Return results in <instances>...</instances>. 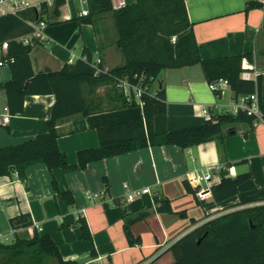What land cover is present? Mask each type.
<instances>
[{
    "label": "crops",
    "instance_id": "crops-1",
    "mask_svg": "<svg viewBox=\"0 0 264 264\" xmlns=\"http://www.w3.org/2000/svg\"><path fill=\"white\" fill-rule=\"evenodd\" d=\"M27 1L31 7L44 2L52 7L55 2ZM135 1L112 0V3L119 10ZM185 1L201 57L252 54L253 61L245 58L243 68L262 76L264 101V9L246 11L247 3L255 0ZM87 8L82 0H65L58 17H45L49 24L44 29L46 38L31 52L35 73L58 71L70 59L88 55L93 62L100 60L105 70L123 64L113 13L96 15L91 23H84L82 11ZM10 79V68L0 67V86ZM162 86L166 90L169 131L201 126L207 120L204 109L211 116H219L236 98L231 90L216 96L200 65L163 71L154 84L155 88ZM54 103V95L29 96L23 112L10 114L9 121L4 122L6 98L0 91V147L17 145L46 133ZM140 118L142 108L133 107L64 119L58 125L59 149L70 163H76L78 151L99 146V127ZM228 127L235 128L236 134L225 138L224 152L214 139L188 149L174 145L149 147L91 163L85 170L71 173L50 171L37 163L28 168L26 182L15 176L0 177V241L12 243L16 236L31 238L37 232L50 236L65 260L80 264H172L175 258L169 247L213 219L214 211L246 201L252 203L245 206L264 204V124L238 122ZM206 171L212 177L209 182H202V187L210 189L225 177L236 178L244 173H251L252 177L239 187L234 198L204 208L187 186L196 192L198 186H193L189 177ZM53 178L61 190L73 193L74 206L66 205L56 194ZM143 188H149L151 193L126 201L129 191ZM101 193L105 195L88 199V194ZM155 197L169 199L174 212L186 211L189 218L159 213ZM211 200L209 197L206 202ZM78 212H83L92 241L81 237ZM21 214H29L33 225L14 231L10 219ZM190 218L198 223L193 225ZM127 224L138 241L134 245L127 238Z\"/></svg>",
    "mask_w": 264,
    "mask_h": 264
},
{
    "label": "trees",
    "instance_id": "trees-1",
    "mask_svg": "<svg viewBox=\"0 0 264 264\" xmlns=\"http://www.w3.org/2000/svg\"><path fill=\"white\" fill-rule=\"evenodd\" d=\"M64 4L65 0H55L53 6L49 7L44 2L39 14L35 8H30L17 14L0 16V43L9 42L8 55L15 60L9 67L11 79L0 86L10 114L22 113L29 96H55L46 133L17 145L0 147V177L16 175L26 182L28 168L37 163L44 164L50 171L59 169L63 173H71L85 170L91 163L149 147L174 145L188 149L214 139L219 141L220 150L224 152L225 138L236 134L235 128L228 126L238 122L253 124V119L244 113H223L211 116L201 126L169 131L165 87H154L160 74L167 69L200 65L208 83L226 79L235 97L257 93L264 118L262 76L258 75L256 80L241 77L243 60L246 58L252 62V54L203 59L185 0H136L134 4L119 10L114 9L112 0H88L89 15L83 19L84 23H91L96 15L113 13L118 32L117 46L123 64L105 70L101 65L95 67L88 55V61L79 58L58 71L35 73L31 52L38 43L37 39H33L30 45H24L17 39L33 33L30 22H35L38 15L58 17ZM256 7L263 8L256 0L248 2L246 11ZM125 77L148 90L142 97L143 118L99 127V146L78 151L76 163H70L58 146L59 122L74 116L87 117L106 110L138 106L128 103L117 87L118 80ZM101 88L109 90L107 99L97 93ZM251 177V173L240 174L236 178L225 177L211 187V202L198 199L197 202L204 208L225 203L237 196L239 187ZM52 186L66 205H75L73 193L61 190L55 178ZM187 188L196 196L192 187ZM251 203L239 202L233 206ZM155 204L159 213L189 218L186 211L174 212L169 199L155 197ZM190 222L193 225L198 223L194 218H190ZM78 224L81 237L92 241L85 218L81 217ZM32 225L29 214L10 219L14 231ZM129 226L126 225V235L129 243L134 245L138 241L133 238ZM168 251L175 258L172 264H264V204L210 219L174 242ZM93 256H96V252H93ZM0 264L80 263L65 260L50 236L35 232L31 238L16 236L12 243L0 241Z\"/></svg>",
    "mask_w": 264,
    "mask_h": 264
},
{
    "label": "built area",
    "instance_id": "built-area-1",
    "mask_svg": "<svg viewBox=\"0 0 264 264\" xmlns=\"http://www.w3.org/2000/svg\"><path fill=\"white\" fill-rule=\"evenodd\" d=\"M85 4H87L88 0H82ZM260 3L264 9V0H256ZM6 5V6H5ZM51 6V4H48ZM35 8L38 14L42 12L41 5H37L35 7H31L28 4L27 0H0V16L2 14H17L26 9ZM83 16L89 15L88 9L82 11ZM47 20L44 15H38L37 20L32 23L33 33L21 38H18L17 41L22 42L24 45L33 44V39H37L38 42H42L45 40L46 36L44 34V29L47 27ZM175 39L173 38V41ZM9 51V42L0 43V67H10L12 63H14V58L8 55ZM84 61H88L86 57L80 58ZM77 60V59H76ZM75 59H70L68 61L69 64L74 63ZM95 67L101 65V61L98 60L96 62H92ZM258 72H250L244 68L241 77L244 80H256L258 77ZM118 89L124 94L128 103H136L139 107L144 105V101L142 99L143 95L147 93V88L143 87L141 84L132 83L127 77L121 78L117 82ZM209 88L211 91L218 97L222 96L225 92L230 91L229 82L226 79H219L212 83H209ZM154 94V93H153ZM225 113L231 115H237L238 113H244L248 117L253 119V125L258 126L259 124H264V118L260 109V100L258 94L251 95H241L236 97L235 100L231 103V105L225 108ZM204 117L208 120L211 118V114L208 109L203 110ZM3 121L8 122L10 119V112L7 106L4 107L3 113ZM15 177H17L15 175ZM211 173L206 171L201 174H194L189 177V181L193 186H198L196 190V198L199 201H207L209 197H211V189L202 187V182H209L211 180ZM125 188H128L125 185ZM149 188H143L139 190H132L126 194V201L132 202L135 199L139 198L144 194H149ZM105 193L99 194H88V199H95L103 197ZM83 217V212H78L76 214L77 220Z\"/></svg>",
    "mask_w": 264,
    "mask_h": 264
},
{
    "label": "rangeland",
    "instance_id": "rangeland-1",
    "mask_svg": "<svg viewBox=\"0 0 264 264\" xmlns=\"http://www.w3.org/2000/svg\"><path fill=\"white\" fill-rule=\"evenodd\" d=\"M6 6V5H5ZM49 26V24H47V27ZM97 93L102 96L103 98L107 99V95L109 94V90L107 88H101L97 91ZM136 107H139V106H136ZM234 204H231V205H226L222 208H220L219 210H217L216 212L214 211L211 215H214L213 217L211 218H215V217H218L220 215H223V214H226V213H229V212H232V211H235V210H238V209H242V208H245V207H249L248 206H240V207H236V206H233ZM253 206V205H252ZM8 243V242H7Z\"/></svg>",
    "mask_w": 264,
    "mask_h": 264
},
{
    "label": "water",
    "instance_id": "water-1",
    "mask_svg": "<svg viewBox=\"0 0 264 264\" xmlns=\"http://www.w3.org/2000/svg\"><path fill=\"white\" fill-rule=\"evenodd\" d=\"M13 170V169H12Z\"/></svg>",
    "mask_w": 264,
    "mask_h": 264
}]
</instances>
